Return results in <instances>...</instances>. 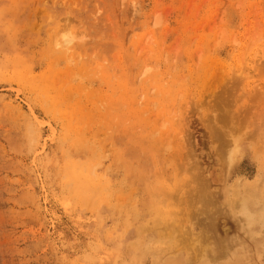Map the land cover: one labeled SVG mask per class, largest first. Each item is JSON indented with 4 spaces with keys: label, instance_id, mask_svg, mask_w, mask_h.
Listing matches in <instances>:
<instances>
[{
    "label": "rangeland",
    "instance_id": "obj_1",
    "mask_svg": "<svg viewBox=\"0 0 264 264\" xmlns=\"http://www.w3.org/2000/svg\"><path fill=\"white\" fill-rule=\"evenodd\" d=\"M0 264H264V0H0Z\"/></svg>",
    "mask_w": 264,
    "mask_h": 264
},
{
    "label": "bare ground",
    "instance_id": "obj_2",
    "mask_svg": "<svg viewBox=\"0 0 264 264\" xmlns=\"http://www.w3.org/2000/svg\"><path fill=\"white\" fill-rule=\"evenodd\" d=\"M223 177H224L223 176V171L220 168H218L215 171V174H211V178L213 180L214 185H217V187L214 189L215 191H218L220 185L223 184V181H224ZM222 225H224V226H222ZM222 225H221L222 226L221 228H223V230L225 232H229V230H231L230 227L228 226V224L226 222H224V224H222Z\"/></svg>",
    "mask_w": 264,
    "mask_h": 264
}]
</instances>
